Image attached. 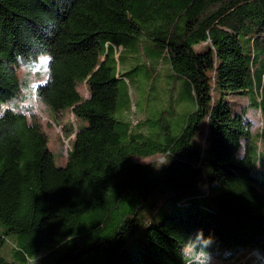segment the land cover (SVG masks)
Here are the masks:
<instances>
[{"label":"trees","instance_id":"trees-1","mask_svg":"<svg viewBox=\"0 0 264 264\" xmlns=\"http://www.w3.org/2000/svg\"><path fill=\"white\" fill-rule=\"evenodd\" d=\"M137 45L148 77L166 64L195 105L177 136L156 120L133 130L116 117L117 54ZM38 51L52 60L31 95L74 115L63 126L75 133L63 166L35 111L14 105L24 86L17 56ZM2 104L0 264H183L181 247L199 230L210 247L232 250L222 262L249 250L264 264V0H0ZM251 111L261 115L258 132ZM203 122L204 143L195 140ZM156 155L166 161L158 168L136 159ZM204 175V196L209 183L228 186L217 209L192 197L138 237L153 193L168 188L166 200L175 198ZM9 236L19 242L12 261L1 253Z\"/></svg>","mask_w":264,"mask_h":264},{"label":"rangeland","instance_id":"rangeland-1","mask_svg":"<svg viewBox=\"0 0 264 264\" xmlns=\"http://www.w3.org/2000/svg\"><path fill=\"white\" fill-rule=\"evenodd\" d=\"M146 48L145 43L141 44L139 46V51L144 53ZM200 48L201 47L198 46V49ZM121 50L119 54H117V58L119 57V69L124 75V78L120 81L116 117L126 123L133 130L137 129L140 124L146 123V120H149L148 122L156 120L157 124L162 123L163 125L169 126L167 129L169 136H177L183 127L186 126L189 114L195 109L194 103L185 93L186 90L184 89L183 83L178 79H174L166 64L159 68L160 76L157 79L148 77L145 68L148 62H146L144 58L141 59L138 57V45L136 48L124 51L123 53H121ZM42 60L45 65L44 69L39 74L43 78L34 80L31 84L30 90L23 86L24 94H28L30 91V96L28 101L19 104V107L25 108L27 103H31L32 107H35V115L39 122L42 123L43 129L47 134L48 144L54 152L56 164L58 166H63L67 162V149L70 148V140L75 138V133L67 135L63 126L65 123L72 122L74 120V115L70 110H65L63 114L58 115L47 104L42 101L37 102L31 95L32 86L39 82L43 83L48 78V75L46 74L48 60H45L44 58H42ZM144 64L146 65L144 66ZM29 71L31 72L32 77H35L38 73L31 68H21L19 75L22 80L25 81L29 78L27 76ZM44 72L45 74H43ZM79 89L85 97H88L89 93L85 84H81ZM236 100L240 102L241 105L248 102L247 99L242 97H238ZM18 103L19 100L16 101L14 105L17 106ZM162 115L164 116V119L159 121ZM249 116L255 121L256 125L254 131L258 132L262 127L260 113L251 111ZM137 124L139 125L137 126ZM155 131H157V129ZM65 135L67 136L65 137ZM206 136V122H203L195 136V140H201L204 143ZM136 159L139 162L154 161L157 168L166 163L165 158L162 155H156L148 159L140 157ZM203 167L204 172L207 174L209 172L208 166L204 165ZM259 167L261 170H264V162ZM207 189L208 183L205 181L204 175L200 177L196 187L177 193L175 198L166 200L167 197L172 194V191L168 188H165L164 193H153L146 206L139 213L141 223L138 227V237L145 229L148 222L158 221L164 211L173 208L176 203H178V205L185 204L192 197L198 198L207 209H217V197L223 191H226L228 186L220 183H209V195L204 196ZM18 246L19 242L17 237L9 236L7 237L1 253L8 260L12 261L10 253ZM128 247L132 248L133 244H128ZM210 250L219 258L220 264H242L243 255L251 253L249 250L241 251L235 260L224 263L222 260L228 253L232 252L231 249L224 248L220 250L210 247ZM252 255L253 258L249 260V264H262L263 261L261 260L262 256L260 253L255 252ZM226 260H229V258L227 257Z\"/></svg>","mask_w":264,"mask_h":264},{"label":"clouds","instance_id":"clouds-1","mask_svg":"<svg viewBox=\"0 0 264 264\" xmlns=\"http://www.w3.org/2000/svg\"><path fill=\"white\" fill-rule=\"evenodd\" d=\"M41 58H44L45 60H52L50 53L46 51H38L34 57H30L27 60L21 56H17V62L20 65V68L30 69V67L38 63ZM27 76L29 78L23 81V83L24 88L29 90L34 80L43 78L39 73H37L35 77H32L30 71L27 73ZM21 96L22 98L20 97L17 107H19V104L28 101L30 91L28 94H24L23 89H21ZM7 111L8 107L6 104L0 105V116H2ZM25 111L34 112L35 109L32 107L31 103H27ZM212 243L213 238L211 236H205L203 230L197 231L195 235L186 240L184 245L181 247V257L183 264H220L219 258L210 250ZM252 256L253 255L251 253L244 254L242 264H249V260L252 258Z\"/></svg>","mask_w":264,"mask_h":264},{"label":"crops","instance_id":"crops-1","mask_svg":"<svg viewBox=\"0 0 264 264\" xmlns=\"http://www.w3.org/2000/svg\"><path fill=\"white\" fill-rule=\"evenodd\" d=\"M253 258V257H252Z\"/></svg>","mask_w":264,"mask_h":264}]
</instances>
